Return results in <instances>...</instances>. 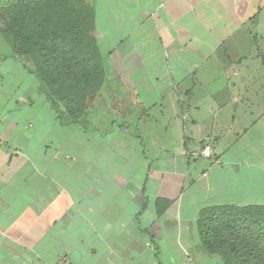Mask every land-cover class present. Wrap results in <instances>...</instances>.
<instances>
[{"label":"crops","instance_id":"0c3cea01","mask_svg":"<svg viewBox=\"0 0 264 264\" xmlns=\"http://www.w3.org/2000/svg\"><path fill=\"white\" fill-rule=\"evenodd\" d=\"M87 2L105 79L74 121L0 34V264H224L197 217L264 204V0Z\"/></svg>","mask_w":264,"mask_h":264},{"label":"trees","instance_id":"16d2710c","mask_svg":"<svg viewBox=\"0 0 264 264\" xmlns=\"http://www.w3.org/2000/svg\"><path fill=\"white\" fill-rule=\"evenodd\" d=\"M94 27L87 0H0V33L70 121L86 113L105 79ZM197 228L204 251L224 264H264V204L203 208Z\"/></svg>","mask_w":264,"mask_h":264},{"label":"rangeland","instance_id":"374dc122","mask_svg":"<svg viewBox=\"0 0 264 264\" xmlns=\"http://www.w3.org/2000/svg\"><path fill=\"white\" fill-rule=\"evenodd\" d=\"M7 44H9V43L7 42ZM101 101H103V100H101ZM161 102H162V106L161 105H156L155 113L158 114L159 113L158 109L161 108L160 109L161 112L159 114L163 115L164 117H167V119L171 120V122L173 121L172 118H171L172 114L175 113V114H178V115H182V113L180 111V107L177 104H176L177 106H174L173 105V101H161ZM184 109L187 110V107H184ZM174 110H177V111H174Z\"/></svg>","mask_w":264,"mask_h":264},{"label":"built area","instance_id":"2783aa9c","mask_svg":"<svg viewBox=\"0 0 264 264\" xmlns=\"http://www.w3.org/2000/svg\"><path fill=\"white\" fill-rule=\"evenodd\" d=\"M201 153L203 156H210V146L209 145H204L202 150H201Z\"/></svg>","mask_w":264,"mask_h":264}]
</instances>
